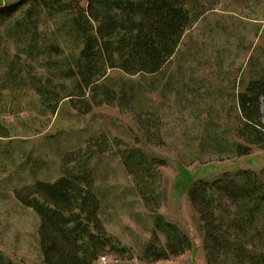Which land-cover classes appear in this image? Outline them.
Instances as JSON below:
<instances>
[{
  "label": "trees",
  "instance_id": "trees-1",
  "mask_svg": "<svg viewBox=\"0 0 264 264\" xmlns=\"http://www.w3.org/2000/svg\"><path fill=\"white\" fill-rule=\"evenodd\" d=\"M263 1L264 0H259ZM192 0H17L0 4V96L5 91H34L56 111L67 100L80 114L95 107L133 109L132 90L115 88L110 70L131 76L160 74L180 47L193 21ZM264 77L237 94L239 156L264 147ZM149 143L157 120L135 114ZM0 136H10L0 120ZM116 145L155 229L142 260L157 262L184 255L192 239L159 213V166L164 161L102 134L80 152L64 158L62 175L19 187L16 198L40 217L44 264H96L102 256L125 257L128 248L111 235L101 217L102 198L91 160ZM204 233L208 264H264V167L242 170L218 180H199L189 192ZM166 236L163 244L159 233ZM132 256V255H130Z\"/></svg>",
  "mask_w": 264,
  "mask_h": 264
},
{
  "label": "rangeland",
  "instance_id": "rangeland-1",
  "mask_svg": "<svg viewBox=\"0 0 264 264\" xmlns=\"http://www.w3.org/2000/svg\"><path fill=\"white\" fill-rule=\"evenodd\" d=\"M190 8L193 21L160 74L109 71L115 88H134L133 109L102 105L80 114L67 100L52 111L32 90L0 96V120L10 130V136H0V264H44L40 217L16 198L15 191L36 180L58 179L65 156L80 152L102 134L164 161L159 166V213L190 236L192 247L177 258L142 260L155 219L114 145L97 154L90 166L102 198L101 217L128 253L107 254L96 264H208L191 187L199 180L214 181L242 170L260 172L264 167V147L254 145L243 156L236 151L244 143L237 94L251 80L264 77V2L192 0ZM262 102L264 122V98ZM135 114L157 120L159 129L152 128L156 143L146 140ZM159 235L165 244V234Z\"/></svg>",
  "mask_w": 264,
  "mask_h": 264
},
{
  "label": "built area",
  "instance_id": "built-area-1",
  "mask_svg": "<svg viewBox=\"0 0 264 264\" xmlns=\"http://www.w3.org/2000/svg\"><path fill=\"white\" fill-rule=\"evenodd\" d=\"M107 258L106 257H103L102 260L105 261Z\"/></svg>",
  "mask_w": 264,
  "mask_h": 264
}]
</instances>
